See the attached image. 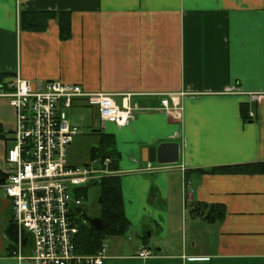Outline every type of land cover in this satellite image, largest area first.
<instances>
[{
    "label": "crops",
    "instance_id": "obj_1",
    "mask_svg": "<svg viewBox=\"0 0 264 264\" xmlns=\"http://www.w3.org/2000/svg\"><path fill=\"white\" fill-rule=\"evenodd\" d=\"M20 10L68 13L70 38L60 40L56 19L21 31ZM16 74L35 87L111 94L118 106L130 95L138 106L122 127L101 126L83 98L69 108L96 114L94 137L76 135L69 147L74 164L100 133L113 139L129 229L103 264H264V0H0L1 81ZM14 123L0 97L3 179ZM164 142L178 143V163L148 170L143 152ZM215 168L225 170L201 172ZM16 234L12 201L0 194V264H16ZM141 246L155 257L137 258Z\"/></svg>",
    "mask_w": 264,
    "mask_h": 264
},
{
    "label": "built area",
    "instance_id": "obj_2",
    "mask_svg": "<svg viewBox=\"0 0 264 264\" xmlns=\"http://www.w3.org/2000/svg\"><path fill=\"white\" fill-rule=\"evenodd\" d=\"M0 97L14 111L12 147L5 162L11 166L1 183L12 201V220L17 226L14 259L16 264H103L106 246L94 254H79L74 239L79 232L75 221L86 184L96 185L110 171L112 160L90 158L74 164L69 147L78 135L68 124L66 110L73 100L83 98L97 109L101 126L113 123L128 126L138 109L130 95L118 106L111 94L88 93L80 85L50 81L42 87L16 74L9 82L0 81ZM168 110V99L161 101ZM253 115L250 114L249 117ZM148 170L152 169L149 167ZM136 257H155L154 251L141 246Z\"/></svg>",
    "mask_w": 264,
    "mask_h": 264
},
{
    "label": "trees",
    "instance_id": "obj_3",
    "mask_svg": "<svg viewBox=\"0 0 264 264\" xmlns=\"http://www.w3.org/2000/svg\"><path fill=\"white\" fill-rule=\"evenodd\" d=\"M53 19H56L58 22L60 40H68L71 36V24L70 16L66 12L20 10L18 26L21 31L25 32H44L47 29L48 22ZM3 76L0 75V81L3 79ZM0 137L3 138L2 135ZM99 139L98 145L91 148L89 157L110 158L112 160L110 171H115L114 149H112L113 139L110 135L102 133L99 134ZM224 170L223 168H215L201 172L212 174ZM95 187L98 193L97 204L99 206V214L96 217L88 218L84 215L83 211L82 217L75 219L79 232L75 236L74 243L77 252L81 254H94L101 249L106 239L123 237L129 229V223L124 216L118 176L115 174L107 175L100 179ZM85 193L83 189V198H85ZM192 212L196 213V209H192ZM217 215L218 219H222L224 215L223 210ZM203 219L212 220L209 215L203 217Z\"/></svg>",
    "mask_w": 264,
    "mask_h": 264
},
{
    "label": "rangeland",
    "instance_id": "obj_4",
    "mask_svg": "<svg viewBox=\"0 0 264 264\" xmlns=\"http://www.w3.org/2000/svg\"><path fill=\"white\" fill-rule=\"evenodd\" d=\"M67 114V120L71 124V126H75V128L78 131V135L75 138L74 142H77L78 136L82 135L84 137L91 136L94 137L96 133L92 132V123L96 119V114L92 112L91 109H85V108H72L66 111ZM92 139V138H91ZM93 140V139H92ZM95 146V145H94ZM12 147L11 143H7V148L10 149ZM69 152L72 154V149H69ZM86 152L85 149H78L76 154L78 156L83 155ZM87 157V158H86ZM88 159V155L84 154L83 160L84 162ZM8 170L11 168V166L8 164L7 165ZM85 190V198L80 200V207L84 210L85 215L88 218H93L96 217L99 214V206L97 204V189L94 186H91V184H86V186H81ZM83 189L78 192L77 195H82ZM4 190L2 185H0V194H3ZM177 237V236H176ZM115 238H108L105 240L104 245L106 246V249L110 245H113ZM177 239V238H176ZM175 238H173L171 241L175 242ZM108 253H106L107 255Z\"/></svg>",
    "mask_w": 264,
    "mask_h": 264
},
{
    "label": "water",
    "instance_id": "obj_5",
    "mask_svg": "<svg viewBox=\"0 0 264 264\" xmlns=\"http://www.w3.org/2000/svg\"><path fill=\"white\" fill-rule=\"evenodd\" d=\"M143 153L145 155L143 162L165 166L177 164L179 161V145L176 142L160 143L156 147L148 148Z\"/></svg>",
    "mask_w": 264,
    "mask_h": 264
},
{
    "label": "flooded vegetation",
    "instance_id": "obj_6",
    "mask_svg": "<svg viewBox=\"0 0 264 264\" xmlns=\"http://www.w3.org/2000/svg\"><path fill=\"white\" fill-rule=\"evenodd\" d=\"M0 180H1V183H2L4 179L0 176Z\"/></svg>",
    "mask_w": 264,
    "mask_h": 264
}]
</instances>
